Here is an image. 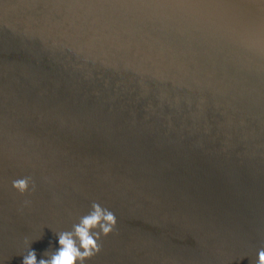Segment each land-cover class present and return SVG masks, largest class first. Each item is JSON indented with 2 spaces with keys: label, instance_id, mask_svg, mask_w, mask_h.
<instances>
[{
  "label": "water",
  "instance_id": "1",
  "mask_svg": "<svg viewBox=\"0 0 264 264\" xmlns=\"http://www.w3.org/2000/svg\"><path fill=\"white\" fill-rule=\"evenodd\" d=\"M94 202L84 264H257L264 0H0V264Z\"/></svg>",
  "mask_w": 264,
  "mask_h": 264
},
{
  "label": "clouds",
  "instance_id": "2",
  "mask_svg": "<svg viewBox=\"0 0 264 264\" xmlns=\"http://www.w3.org/2000/svg\"><path fill=\"white\" fill-rule=\"evenodd\" d=\"M32 183L31 177L18 178L12 182L13 187L21 194L27 193ZM32 190H35L34 186ZM117 222V217L111 210L94 202L92 210L83 215L71 231L58 234V250L52 252L47 259H37L36 251L30 248L23 256L22 264H84L86 259L101 251L102 245L99 241L102 235L111 234ZM257 264H264V249L258 253Z\"/></svg>",
  "mask_w": 264,
  "mask_h": 264
}]
</instances>
